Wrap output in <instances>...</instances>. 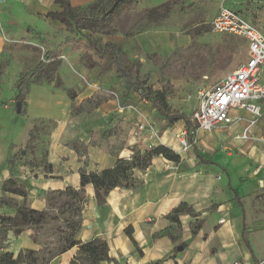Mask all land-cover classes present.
<instances>
[{
  "label": "crops",
  "instance_id": "obj_1",
  "mask_svg": "<svg viewBox=\"0 0 264 264\" xmlns=\"http://www.w3.org/2000/svg\"><path fill=\"white\" fill-rule=\"evenodd\" d=\"M68 1L75 9H83L95 2ZM168 1L171 0H135L132 8L134 12L141 13ZM256 1L264 7V0L253 2ZM223 2L236 9L245 7L243 0H179L177 6L181 4L192 8L199 13L198 22L211 23ZM61 11L55 0H0V86L5 57L13 61L16 50L29 54L32 50L30 46L38 45L40 41L49 46L55 45L56 37L63 35V25L48 18L47 14ZM208 12H211L210 15ZM123 31L115 35L117 38L112 36L113 41L108 37L104 42L122 45L123 50L128 52V45L124 46L127 34ZM132 37L140 48L152 43L166 52L191 44L188 34L181 32L178 35L176 31L148 30ZM129 42L131 39L127 38V44ZM76 48L72 49V45L64 47L65 55L62 56L67 58L59 63L57 69L64 89L55 87L53 82L32 83L21 109L26 113L27 120L19 130L18 142L14 138L11 142H8L10 138L3 140L0 198H5L9 203L0 205V251L11 253L15 258L25 249L39 251L41 248L31 239L32 230H24L16 235L11 229L3 232V225H7L3 224L2 217H14L15 204L19 205L23 200L19 194L3 192V183L14 180L16 187L26 193L29 208L47 210L50 193L67 188L79 190L81 169L87 173H99L113 168L118 159H131L132 146L126 142L125 129L138 111L148 121L158 125L160 136L157 145L171 148L180 155L181 161L176 164L162 156H154L147 169L133 171V178L140 184L137 189L114 188L100 204L93 186L86 185L84 201L80 204L77 239L81 242L95 239L106 241L108 256L112 261L100 264H149L156 261L165 264H253L264 260V174L262 178L257 175L263 164L249 173L248 181L239 184L242 188L240 193L234 189L228 171L226 183L234 193L233 198H228L222 188L221 173L213 170L210 163L201 162L191 155L189 150H183L181 141L185 140V123L178 121L167 126L151 103L136 93L130 92L123 102L116 95L88 114H71L72 102L66 89L74 92L75 105L99 89H119V96L124 91L123 82L115 77L113 66L101 65L98 61L87 64L80 60L83 51ZM150 48L149 45L147 50ZM49 52L54 53L52 49ZM53 55L56 60L58 56ZM32 64L29 63L30 68ZM18 66L20 70L13 81L18 79L24 67L23 64ZM14 98L15 95L3 102L0 95V122L4 116L9 120L13 118V111L10 110L15 106ZM239 116L243 120L230 130L232 133H237L246 123L248 115L241 112ZM39 120L51 123L52 127L48 131L40 130V142L33 153L20 154L9 162L13 155L26 149L29 131ZM258 122L250 134H256L259 139V135L264 133V117ZM8 125L9 122L6 123ZM244 148H247L246 144ZM232 200H236L239 207H234ZM181 203L192 206L196 216H179V226L174 225L177 228L172 230L173 238L166 234L153 238L173 226L167 216ZM221 219H224L223 223L219 222ZM196 224H200V229L193 234ZM129 227L132 229V240L125 233ZM77 250V247H73L54 257L48 264H71Z\"/></svg>",
  "mask_w": 264,
  "mask_h": 264
},
{
  "label": "rangeland",
  "instance_id": "obj_2",
  "mask_svg": "<svg viewBox=\"0 0 264 264\" xmlns=\"http://www.w3.org/2000/svg\"><path fill=\"white\" fill-rule=\"evenodd\" d=\"M253 1L254 0H243L245 5L243 9H236L224 5V2L222 3L221 8L226 6V8L237 12L264 33V7L257 1L255 3ZM133 3L134 1H131L127 4L118 5L116 4V0H97L93 5L88 7V9L80 11V13L90 19H102L103 24L99 27L98 32L94 33L85 29L77 30L72 25L66 26L61 23L63 25V35L56 37L57 41L55 42V45L49 46L48 43L40 41L38 45L30 46L32 50L29 54L23 53L22 50H16V53L14 52L15 55L13 61H11L10 58L5 57L3 59V78L0 86V95L3 96V102L9 100L17 93L14 88V84L17 80L13 81V78H15L19 69L18 65H24L22 73H29L34 66L39 62H42V49L45 51L48 50V53L46 52V54H50V59L55 57L53 54L57 55L58 58L54 61L59 64L67 58V56L66 58L62 56L65 55L63 54L64 47L66 45H72V49L77 47L76 49L83 51L84 54L80 58L81 61L87 64L98 61L101 65L107 66L109 64L110 66H113L112 61L109 59V54L93 50L91 46H89L90 43L87 42L85 35H88L97 47L103 49L105 45L112 43H105V39L109 37L108 39L113 41L112 36L117 38L115 35H118L123 29V32H126L127 34V38L131 39L129 44H127V38L124 41V46L128 45L129 47L128 52L127 50H123L122 45H118L125 55V68L132 76H135L136 70H139L141 74H150L151 79L148 81V85L152 86L154 90L161 89V86L166 83L168 76L171 88L167 95L171 110L176 113H185L188 119H190L191 113L196 108V104L194 101L189 102L187 97L192 95L199 88H209L214 86L219 80L231 73L238 63L245 61L248 53L247 42L240 38L212 32L210 21L207 23H205V21L198 22L200 20V18H198V12L187 6H182L181 4L177 6L179 0H171V7L167 18H163L157 23L151 22L148 26L145 24L143 26L149 30L176 31L178 32V35L181 32L183 34H188L190 32H196L198 34L200 30H207L208 32L198 36L194 40V46L192 48L176 55H174L173 52L160 50L159 46H154L152 43H149L151 46L149 50H147L149 45L140 48L139 45H136L135 39L132 40V36L142 31V26H140L138 20L143 11L141 13L134 12L132 8ZM177 7L178 10H176ZM210 13L211 12H208L209 15ZM196 24H198V26H195ZM129 25H131V27L125 29V27H129ZM201 45L207 46V48L197 50L196 47ZM48 47L53 50V54L52 52H49L51 49ZM29 63H33L32 68L29 67ZM158 67L166 68V70H164L166 79L160 76ZM115 77L119 79L117 74ZM259 79L261 83H264V64L261 66ZM118 84L120 85V82H118ZM113 90H116L115 96L118 95V97H120L118 93L119 89L117 90L115 88ZM10 111H13V118L9 120L4 116L0 122V152H3V140H7L8 138H10L8 142H11L13 138L15 141L19 140L17 139L19 138V130L27 120L25 117L26 113H16L14 106L11 107ZM135 115L136 117L126 124V142L128 141L129 146H132V154L134 150H140L143 152L151 151L158 146L156 143L160 136L158 125L154 122L148 121L147 117L142 116L138 111H136ZM263 117L264 115L261 118ZM8 122L9 125L6 126V123ZM190 123L195 127L194 131H191L190 128L187 129L186 126L184 129V141L189 145L191 144V147L188 150L191 155L197 158V155L193 151V146L196 147L200 158L203 159V161L210 163V166L214 167L213 170L221 173L223 176L222 182L224 184L222 188L228 198L234 197L233 191L231 192L228 189L226 183L227 175H229L227 173L228 171L237 193H240L242 190L239 184L248 181V179H250L249 173L263 164L262 170L257 173V175L262 178L264 174V133L259 132L261 133L260 135L258 134L259 139L255 136L256 134L252 135L251 137H253V139L247 140L250 143L239 145L237 143L235 144L238 140H234L229 136L228 133L230 130L226 127H220L216 130L207 132L198 129L191 119ZM35 124L41 128L42 131L43 129L48 131L52 127L51 123H45L40 120ZM138 125H150L157 131V137L152 140L147 137L149 136L148 134H145L144 136L138 135L136 133ZM195 143H197V145ZM245 144L247 145L246 149L244 148ZM31 150L30 147H27L23 150V154H30ZM1 154L3 155V153ZM247 167L248 169L245 171V168ZM225 169H227V171ZM50 198L51 207H60V210H50L49 215L52 220L48 221V223L42 227L38 237L40 242L44 245V251L48 250L49 252L54 253L65 244L66 236L70 232L66 228V220L77 221L78 216L74 215L72 211L64 213L63 211L65 208H61L68 207V204L71 203L69 196H59L54 194ZM232 205L234 207H239L236 200H232ZM70 207H76V204ZM60 211H62V214ZM260 262H264V260ZM256 263H259V261L254 262L253 264Z\"/></svg>",
  "mask_w": 264,
  "mask_h": 264
},
{
  "label": "trees",
  "instance_id": "obj_3",
  "mask_svg": "<svg viewBox=\"0 0 264 264\" xmlns=\"http://www.w3.org/2000/svg\"><path fill=\"white\" fill-rule=\"evenodd\" d=\"M97 1V0H95ZM117 1V0H116ZM135 0H120L118 5H123L130 3ZM55 3L59 4L62 11L57 13H48L47 17L52 20L58 21L64 25H72L77 30L85 29L91 32H98L100 26H102L103 21L101 18L90 19L85 17L80 11L88 9L91 5L83 9H75L71 7L68 0H55ZM171 7V1L160 4L156 7H152L144 10L141 13L140 19L138 20L140 26H142V31L149 30L145 25H149L151 22H159L163 18H167ZM150 27V26H149ZM140 31V32H142ZM208 32L207 30H200L197 34L196 32H190L188 35L191 38L192 43L186 48H177L173 51V54L176 55L180 52H184L194 46V40ZM89 46L93 50H96L100 53H108L109 59L112 61L115 73L119 79L123 82L124 91L119 97L120 102L126 98L130 92H134L139 95L141 98L148 100L151 103V106L156 110L160 117L165 121L166 125H172L180 120L185 123L187 129L190 128L191 131H194L195 127L190 123V119L186 116L185 113H176L171 110L168 103V91L171 88L170 80L168 76L166 79L165 71L166 68H159L160 76L166 79V83L161 86V89L154 90L152 86L148 85V81L151 79L150 74H141L139 70H136L135 76H132L130 72L125 68L124 61L125 55L121 48L117 45L107 44L103 49L97 47L92 39L85 35ZM207 48V46H197V50H202ZM48 58L50 56L47 55ZM58 62L52 60L48 64L39 62L32 71L29 73H20L19 78L14 84L16 90L14 101L21 102L23 105L25 96L28 92V87L32 83H54V86L59 89H64L63 83L57 75ZM72 104H71V114H81V113H91L97 109L101 104L107 102L108 100L115 98V91L112 89L105 91L99 89L95 91L89 98L82 100L78 105L74 104L75 94L71 89H66ZM16 111V106H14ZM22 113V110L19 114ZM40 130L36 124L33 125L32 129L29 131V139L27 147L31 148V153L34 152L36 146L40 142ZM26 147V148H27ZM193 151L200 159L201 162L203 159L200 158L196 147L193 146ZM23 150H20L17 155H13L12 159L9 162H12L19 154H23ZM154 156H162L163 158L174 162L180 163L181 157L178 153L173 151L171 148H168L163 145H158L153 148L151 151H140L134 150L130 160L118 159L113 168L104 170L99 173H87L85 170L81 169L79 172L80 176V189L74 190L67 188L64 191H58L50 193L47 198L48 208L47 210L37 211L29 208L26 204V193L16 187V182L12 179H9L3 183L2 190L3 192L16 193L22 196L23 200L18 205L15 204L16 214L14 217H2L3 232L7 229H11L14 234H19L24 230H32L31 239L34 243H39L41 248L39 251H34L30 249H25L20 252L15 258L11 253L1 252L0 251V264H48L50 260L59 254L64 253L65 251L77 247V253L71 260V264H100L103 262H110L111 259L108 257V248L105 241L101 239H95L89 242H81L77 239V235L80 230V204L84 201V187L86 185H92L95 190L96 200L102 203L105 200L107 194L114 188H124V189H137L140 184L136 182L133 178V171L138 169L144 171L150 165L151 159ZM48 168V167H47ZM49 169V168H48ZM57 194L59 196L67 195L71 199V203L68 204V207L65 208V212L72 211L74 215L78 216L77 221L66 220V228L70 231L67 234L65 239V244L57 252L44 251V245L40 242L39 232L42 230V227L52 220L50 218V210H60V207H51V198L52 195ZM238 198V197H237ZM9 203L5 198H0V205ZM76 204V207H70ZM62 214V211H60ZM189 214L191 217L196 216L194 209L186 204L181 203L178 207L172 210V212L167 216L173 226L165 230L162 233L156 234L153 238L161 236V234H166L170 238H173L172 230L176 226H179V216ZM174 225H176L174 227ZM177 228V227H176ZM200 229V224L193 226L192 233L196 234L197 230ZM58 230V228H57ZM127 236L132 240V229L129 227L126 229ZM5 235L3 234V240ZM149 264H165L163 261H156Z\"/></svg>",
  "mask_w": 264,
  "mask_h": 264
},
{
  "label": "built area",
  "instance_id": "obj_4",
  "mask_svg": "<svg viewBox=\"0 0 264 264\" xmlns=\"http://www.w3.org/2000/svg\"><path fill=\"white\" fill-rule=\"evenodd\" d=\"M210 26L212 32L245 40L248 46L247 58L238 63L231 73L214 86L199 88L187 97L189 102L194 101L196 104L190 119L203 131L208 132L220 127L231 130L243 120L239 113L244 112L248 115L244 127H241L237 133L230 131L228 134L238 141L253 139L250 130L264 115V83L259 79L261 66L264 64V33L243 16L226 7L220 9ZM41 52L42 62L48 63L54 60L47 57L44 49ZM136 129L138 135L148 134L147 137L152 140L157 137V131L150 125H138ZM181 143L183 150L191 147V144H187L184 140ZM219 222L223 223L224 219Z\"/></svg>",
  "mask_w": 264,
  "mask_h": 264
},
{
  "label": "water",
  "instance_id": "obj_5",
  "mask_svg": "<svg viewBox=\"0 0 264 264\" xmlns=\"http://www.w3.org/2000/svg\"><path fill=\"white\" fill-rule=\"evenodd\" d=\"M119 1L120 0H117L116 4H118ZM15 106H16V113H20L21 109H22V103L18 101V102H16Z\"/></svg>",
  "mask_w": 264,
  "mask_h": 264
}]
</instances>
